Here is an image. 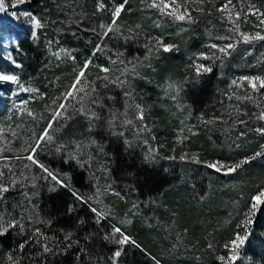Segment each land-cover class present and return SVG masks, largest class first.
Listing matches in <instances>:
<instances>
[{"label":"rangeland","instance_id":"rangeland-1","mask_svg":"<svg viewBox=\"0 0 264 264\" xmlns=\"http://www.w3.org/2000/svg\"><path fill=\"white\" fill-rule=\"evenodd\" d=\"M25 1L2 0L4 10L0 11V73L5 75L16 76L13 67H18L11 57L10 48L17 45L21 33L33 36L37 29L36 22L39 23L37 16L23 7ZM152 2L153 0H98V22L94 29L99 35L96 46L100 51L102 64H93L87 60L76 73L77 65L73 64V74L68 71L73 76L71 81L64 79L68 75L64 77L63 65L66 57H71L72 54L60 40L59 34H64L59 27L55 28L54 34L57 41L50 44L52 61L55 68L61 67L59 70L53 69L50 63H45L44 67L31 74L26 72L24 79L16 76V82L0 81L5 86L0 90V155L12 141H16L12 155L6 157V160L0 157L3 165L5 162L17 165L31 156L24 159L25 156L19 155L26 151L22 142L23 131L28 137L37 136L35 149L54 147L59 151L64 148L69 155L90 165L93 164L91 154L94 151L90 146L100 150L101 135L94 132L104 129L105 132L109 131L110 136L116 133L138 142L141 153L148 159L155 156L160 162L192 166L202 173L212 171L221 181L230 180V176L239 174L258 153V157H264V131H257L264 130V119L260 118L264 114V87L260 86L261 81H264V74L257 69L264 65V39H249L247 42L243 39V35L264 36V0H156L161 6L164 3L169 5L163 12L152 7ZM120 4L124 7L113 24L112 13ZM135 7L139 11L138 18L133 17ZM172 11L185 15V19H175L174 15L168 14ZM32 17H35V22ZM142 22L154 24L157 32L154 31L155 28L151 30L148 26L143 27L142 31ZM66 23L70 32L75 33L76 29ZM210 23L216 25L211 28L212 33H208ZM194 29L200 33L198 44L194 40L188 45L189 35L186 32ZM92 33L94 32L86 29L82 34L90 38ZM137 33L146 35L136 36ZM163 45H170L171 49L164 51ZM178 51L185 57L180 64L178 82L175 83L170 72H166L159 83L160 97L152 98L147 84L152 82L148 74L150 70H155L154 62L162 61L165 53ZM232 58L235 63H232ZM214 61L221 63L219 75L223 77L221 83L225 89L224 94L230 95L233 100L228 105L230 110L224 105L222 111L213 113L210 105H207V110L197 109L189 115L186 105L190 103L183 99V94L198 78L211 72H205L203 68L212 69ZM198 66H202L199 72ZM104 68L108 71H103ZM54 74L56 76L50 80ZM60 77L64 78L60 80ZM244 77L258 78L253 79L255 88ZM60 105L64 107L61 108ZM57 113L60 115L56 116ZM68 115L72 117L68 118ZM164 115H169L168 119L177 117V121L156 130V122ZM80 121L87 124L81 125L82 128L80 125L79 128L75 126L72 128L74 133L61 136L64 126L68 123L76 125ZM204 127L210 130L206 136L213 145L222 146V140L226 139L230 150L237 151L251 142L255 143V147L249 156L210 160L205 158L200 148L201 139L205 137ZM45 130L51 139L45 137L41 140ZM87 131H93V134L89 136ZM210 164L225 167L216 171L214 167L208 166ZM236 164H240V167L228 173L227 168ZM100 168L102 177L98 179L96 173L97 183H94L91 197L96 205V212L100 213L98 217L105 218L113 225V233L115 228H119L129 238V242L123 245L113 241L115 252L121 251L126 244L133 247V234L129 235L128 231L135 225H145L146 219L149 223V218L138 210L136 200L127 201L125 187L113 183L105 170ZM196 181L204 179L197 178ZM262 181L263 186H258L247 199L240 193L223 194L219 207L224 211L216 214L208 212L212 216V222L204 234L201 232L194 236L187 229H174L173 219L169 214L165 215L169 216L166 221H157L160 224L157 227L168 231L163 233L168 243L159 244L161 250L158 251V256H154L155 264H167L162 260L164 257H168L171 264H181L184 258H208L210 264H264L252 254L258 237H264L262 233H258V236L254 233L257 217L264 225V206L261 203L254 208L255 201L252 199L260 191H264V173ZM176 186H180L179 181ZM209 189L208 182L205 186L203 183L191 195L196 208L207 199ZM226 204L227 209H223ZM155 213L163 214L152 201L148 210L149 217H155ZM150 227L153 236L157 237V227ZM237 235L246 239L234 252L231 241ZM115 236L117 239L121 238L118 233ZM198 237H203V242ZM262 243L264 244V239ZM233 255L236 258L229 260L228 257ZM220 257H224V260Z\"/></svg>","mask_w":264,"mask_h":264},{"label":"trees","instance_id":"trees-1","mask_svg":"<svg viewBox=\"0 0 264 264\" xmlns=\"http://www.w3.org/2000/svg\"><path fill=\"white\" fill-rule=\"evenodd\" d=\"M97 5L98 0H26L23 7L37 16L39 27L33 36L29 33H21L17 45L10 48L11 57L18 66L13 67L16 76L24 79L26 72L31 74L44 67L45 63H50L55 70L61 68L58 66L55 68L50 51V44L57 41L54 36L56 27L62 29L64 35L59 34L60 40L72 54L71 57H66L65 65H63L64 77L68 75V78L60 77V80L62 78L72 80L73 76H70L68 71L73 70L74 66L71 67L73 64L77 65L75 73L87 60L101 65L102 57L96 46L99 35L94 29L98 22ZM133 14L134 18L139 15L137 7L134 8ZM65 23L69 27L73 26L76 32L71 33ZM142 24L140 23L142 31H144L143 27L148 26L151 30L155 28L154 31L157 32L154 24L146 22ZM209 26L208 33H212L211 28L216 25L210 23ZM196 28L199 29V27ZM86 29L94 32L90 38L82 34ZM197 29L186 32L189 35L188 45L194 40L198 44L200 33L196 32ZM145 35L146 33H137L136 36L145 37ZM176 53H165L162 61L154 62L155 70H150L148 74L152 82L147 84L151 90L150 94L153 95L152 98L160 97L159 83L166 72H170L175 83L178 82L180 64L185 57L181 56L179 51ZM232 60V63H235L233 58ZM257 69L264 74V65H260ZM221 70V63L214 61L211 72L198 78L183 94V99L190 103L186 105L189 115L197 109L207 110V105L212 108L211 112H220L224 105L228 106L232 103L230 95L224 94L225 89L221 83L223 77L219 75ZM55 76L56 74L50 77V80ZM140 80L143 81V79ZM141 81L140 83L143 84ZM4 88L5 86L0 84V90ZM212 100L213 103H211ZM228 110H230L229 106ZM164 116H160L156 122V130H161V127L172 125L177 121V117H170L169 121V115ZM71 117L72 115H68V118ZM85 124L87 122L83 121L76 125L68 123L63 127L61 136L69 135L73 132V127L79 128ZM87 132L89 136L93 134V131ZM108 132L104 129L101 132H98V129L94 132L101 135L100 150L90 146L94 149L91 154L93 164L90 165L66 153L63 148L65 145L59 151L54 147L35 149L37 136L28 137L24 131L22 132L24 134L22 142L25 144L26 151L19 155L25 156L24 159L31 155L36 163L30 159L17 165H11V162H5L3 165L0 162V184L8 189L0 194V226H2L0 231L7 228V231L0 235V264H113L116 250L113 242V225L105 218H99L97 212L92 211L96 209V205L91 192L94 191V183H97L96 173H98V179L102 177L100 167L105 170L113 183L125 187L127 201L136 200L138 210L149 218V223L146 219L145 225H135V229L128 231L129 235L133 234L131 235L134 240L133 247L126 244L121 250V255L115 258L116 264H155L154 256H158V251L161 250L159 244L168 243L167 237L163 234L168 231L157 227L160 224L156 223L160 220L166 221L169 216L165 217V215L169 214L173 219L174 229L184 228L188 230V233L198 236L197 233L204 234L210 227L212 216L208 212L216 214L224 211L219 207L224 198L223 194L240 193L247 199L252 192H255V189L263 186L264 157L256 155L239 174L230 176V180L221 181L220 177L212 171L202 173L192 166L171 164L168 161L160 162L155 156L148 159L141 153L138 142L130 141L116 133L110 136ZM203 133L205 137L201 139L200 148L205 158L210 160L249 156L250 151L255 147V143L251 142L247 144V147L243 146L237 151L230 150L226 139L222 140L224 141L222 146L213 145L206 136L210 130L204 127ZM15 146L16 141H12L8 148L1 152L0 157L6 160V157L12 155ZM45 168L56 175L67 187L53 181L44 170ZM197 178L204 181H196ZM178 181L180 186H176ZM205 181L210 185V194L200 207L196 208L191 195L203 183L205 186L207 184ZM77 196L82 199H77ZM152 201L156 203V208L163 213L162 215L155 213V217H149L148 210ZM223 209H227V204ZM13 220L18 222L16 226L8 227ZM260 222L262 221L257 217L254 223L256 236L258 233L264 235V225ZM150 226L157 227L159 230L157 237L153 236ZM198 238L200 242H203V237ZM258 239L252 254L264 263V244L262 243L264 237H258ZM21 245L24 247L21 248ZM45 247L49 250L45 251ZM162 260L171 264L168 257ZM195 260L184 258L181 264H210L208 258Z\"/></svg>","mask_w":264,"mask_h":264},{"label":"snow or ice","instance_id":"snow-or-ice-1","mask_svg":"<svg viewBox=\"0 0 264 264\" xmlns=\"http://www.w3.org/2000/svg\"><path fill=\"white\" fill-rule=\"evenodd\" d=\"M19 2H23V0H19ZM125 2H126V0H125ZM173 2H174V0H173ZM151 6L152 7H155V8H159L160 11H162V12L166 8L169 7V5L167 3H164L163 6H161V4H158L156 2V0H153ZM100 7L102 8L103 5L101 4ZM123 7H124V5L123 4H120L119 6H117L115 8V11L112 13V15H113V24H115L116 17L119 16V14H120V12H121V10H122ZM3 10H4L3 3H2V0H0V11H3ZM168 14L169 15H174L175 16V19H177V20H183V19H185V15L177 14L175 11L169 12ZM32 19L35 22V17H32ZM36 24H37V27H39V23L36 22ZM101 27H104V25H101ZM109 31H111V26H109ZM106 34L107 33H105V35ZM33 35H35V33H33ZM243 39H244L245 42H247L249 39H264V36H260L259 34H257L254 37H249L248 35H243ZM228 47H231V45H228ZM163 48H164V51H169L171 49V46L170 45H163ZM221 51H224V49H221ZM85 67H87V65H85ZM201 67L202 66H198V68H197V71L198 72L200 71V68ZM102 70L105 71V72L108 71L107 68H104ZM203 71L208 72V71H211V69L210 68H207V67H204L203 68ZM82 75H83V71H81V73H80V76H82ZM243 79L248 80L249 83L252 84L253 88H255L256 85H255V83H253V79H258V78H248V77H244ZM16 80H17V77L14 76V75H5L3 73H0V81L16 82ZM78 81H79V78H78ZM260 86L261 87H264V81H261V85ZM74 87H75V85H74ZM68 95H71V93H68ZM60 107L63 108L64 105H60ZM59 115H60V113H57L56 114V116H59ZM55 118L56 117L54 116L53 119H55ZM140 118L141 119L143 118V114L142 113L140 114ZM260 118L261 119H264V114H261V117ZM49 127H51V124H49ZM257 131H264V130L258 129ZM45 137H47L48 139H51V137H48L47 136V130H45L44 136H41V140L45 139ZM33 151H35V149H33ZM257 155H259V153ZM28 159L33 160V163H36V161L33 159L32 156H29ZM244 162H246V161H242V163H244ZM208 166L209 167H214L216 169V171H221V169L223 167H225L224 165L216 166L214 164H210ZM41 167H43V165H41ZM239 167H240V164H236V165H234L232 167H228L227 168V172L228 173L234 172ZM44 170L46 172H48V175L52 177V180L53 181H55L58 184H62V186L67 187V185H63V182L60 179H58V177L56 175H53L52 172L48 171V169L45 168ZM7 190L8 189L6 187H4L3 185H0V194H2L3 192H6ZM74 195H76V194L74 193ZM77 199H82V197L77 196ZM252 199H253V201H255V203L253 204V207L254 208L258 204L264 203V191H260L257 195L253 196ZM92 211L96 212V209H92ZM96 214H97V216L100 215L99 212H97ZM17 223H18L17 221L13 220L12 223L8 225V227H14V226H16ZM249 223H250V221H249ZM0 227H2V226H0ZM6 231H7V228H3V231H0V235H2ZM117 233L119 234V236L121 238H119V239L116 238L115 234H117ZM105 238L107 239L108 237L106 236ZM66 239H68V237H66ZM113 239L115 240V242L117 244H120V245H123V244L129 242V238L126 235H124V233H122L119 228H115L114 229ZM245 239H246V237H241L240 235H237L236 238L233 241H231V243L233 245V251L234 252H235L236 249H238L243 244V242H244ZM20 247L23 248L24 245H21ZM48 250L49 249L47 247H45V251H48ZM120 255H121V251L120 250H117L114 253L113 264H116L115 258H118ZM235 258H236L235 255L228 257L229 260H234ZM220 259L221 260H224V257H220Z\"/></svg>","mask_w":264,"mask_h":264}]
</instances>
